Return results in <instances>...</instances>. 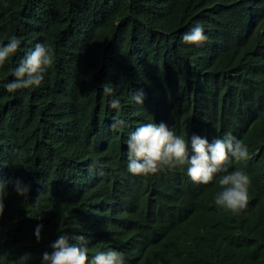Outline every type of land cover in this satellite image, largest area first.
I'll use <instances>...</instances> for the list:
<instances>
[{"label":"trees","instance_id":"trees-1","mask_svg":"<svg viewBox=\"0 0 264 264\" xmlns=\"http://www.w3.org/2000/svg\"><path fill=\"white\" fill-rule=\"evenodd\" d=\"M240 10L235 0H0V39L21 40L8 67L37 42L55 51L38 88L7 93L13 77L0 70V181L31 186L24 199L9 185L0 239L10 259L30 253L40 264L67 232L85 235L90 254L117 249L125 264H264V23L245 33L230 17ZM196 22L208 39L186 45ZM105 83L117 87L119 109ZM133 90H143V105L129 99ZM150 119L209 142L230 127L260 149L238 216L214 207L216 179L127 171V134Z\"/></svg>","mask_w":264,"mask_h":264},{"label":"clouds","instance_id":"clouds-1","mask_svg":"<svg viewBox=\"0 0 264 264\" xmlns=\"http://www.w3.org/2000/svg\"><path fill=\"white\" fill-rule=\"evenodd\" d=\"M241 8L230 15L233 22L242 27L248 34L255 33L264 23V0H235ZM208 39L205 27L196 22L187 32L182 34L181 40L186 45L199 46ZM6 40V42H4ZM21 40L16 35H8L0 39V70L4 76L13 77L4 83L7 93L15 94L18 90L40 87L45 76L55 62V51L47 41H40L29 48L14 66L8 67L13 56L17 54ZM116 86L111 83L102 85L103 95L110 97V107L120 108V100L115 96ZM129 99L143 105V90H133ZM117 126L123 127L124 121H117ZM220 134H213L209 142L206 137L192 135L187 138L177 134L173 127L164 122L157 124L154 119L140 123L135 130L128 132L127 171L134 176H150L163 170L179 169L197 184L207 185L217 180L220 190L215 193L214 203L217 210L229 211L238 216L249 200L251 179L247 173V163L253 160L260 149L247 145L238 139L234 129L218 127ZM249 149H254L251 154ZM235 159L243 161L238 168L229 170L230 162ZM12 185L17 196L26 199L30 192V185L20 178L0 181V217L5 210V200L9 199V185ZM43 194L32 204L33 212L40 217V205ZM246 213H242V216ZM43 226L34 229L36 240H41ZM89 241L83 234H69L60 232L58 238L50 245L52 251H45L40 257V264H125L124 254L115 248H102L90 254ZM11 253L3 250L0 239V264H31L33 256L24 253L16 259H10Z\"/></svg>","mask_w":264,"mask_h":264}]
</instances>
